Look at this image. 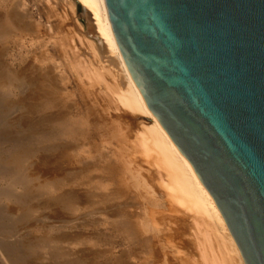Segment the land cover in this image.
<instances>
[{
    "label": "bare ground",
    "instance_id": "obj_1",
    "mask_svg": "<svg viewBox=\"0 0 264 264\" xmlns=\"http://www.w3.org/2000/svg\"><path fill=\"white\" fill-rule=\"evenodd\" d=\"M6 1L7 0H0V4L5 5ZM66 1H68L72 7L77 4L78 7L83 8L92 16L95 22V40L98 41V46H95L94 41H88V46L92 51L94 59L97 63H101V58L105 57L107 58L106 60L116 63L118 67L116 71H118L125 81L124 88L120 86V83L117 84V87H111L108 83H105L106 90L109 91L111 97L114 101L121 103L123 107H127L131 112L146 116L152 121L151 124L145 126V131H139L138 141L134 144L136 146L135 148L137 151L144 154V156L153 159V163L157 167L156 170L160 185L167 191V194L173 199V202L179 208L181 207L184 213L193 214L192 219L195 225L194 235L202 258V263L200 264H246L238 244L214 198L197 176L190 162L183 158L178 152L158 121L147 109L140 96L115 37L104 0ZM22 4L23 3H21V5ZM17 12H14V10L6 11L5 14L0 16V52H3L2 54L0 53V72L6 73L5 77L3 76V78H0L1 90H3L1 84H5L6 86V88L4 87L5 90H3L4 94L0 93V264H132L129 260L125 261L123 258H120V255L114 260L106 259L102 261V257L110 258L109 255L113 254V247L108 251L106 250L107 252L105 253L101 251H87L84 250L85 247L83 250H78L74 245L76 242L69 241L72 234H67L65 231H61L60 234V231H58L60 227L65 226L63 225L64 221L62 225L59 226H54L52 224L47 226L49 228L48 231L52 232V234L53 231H58L55 234L56 237L47 238L45 236L44 238H39V240L32 238L35 230H41L42 225L39 222L48 221V219L47 221L45 219L47 215L43 218L41 216L42 214L37 215L34 211L39 209L52 211V213L61 214L62 217L63 213H74L79 204L82 203L81 201L88 203L89 206L93 208L95 214L103 217L107 216L108 219L105 218L104 222L101 221V223L109 224L112 230H114V227L118 235L119 233L124 234V239L127 241H125L126 244H137L136 242H139L137 240H141L143 244L146 242V244H148L149 242V246L151 242L150 236L152 234L147 237L146 234L148 232H152L154 236L157 235L159 238H161L163 234H161L162 230L157 225L158 218L156 212H152L149 207L141 209L134 215L129 209V207L132 206L128 203L130 200L125 201L123 203L124 205L115 203L120 196L123 197L131 188L141 190V192L139 191L141 195L138 193V197L144 194L142 190H146V193L150 195H148L150 199H146V204L153 203L158 199H156V192L153 187L143 180L136 169L135 171L133 170L134 167L126 156H124L126 159L121 157L122 162L120 161V164H118L112 162V156H107L106 153L104 154L106 156L103 157V162L105 161L107 165H100L101 162L100 164H98V162L94 166V169L98 172L97 175H99H96L98 177L97 179H99H96L95 182L97 189H95V186V190L91 191L88 198L85 200L80 198L75 190L67 188V186L72 185L73 180L62 177L63 174L61 176L56 175L52 171L53 167L50 168L51 165L56 164L62 157L66 158L69 156L68 153L71 150L79 149V152L84 151L83 147L88 145L85 140H89V136L91 139L95 130L100 131L98 129L100 128V124L97 122L92 124L88 122L87 128L89 131L87 132L84 127L87 123H82L83 121L81 122L80 118H77L78 116H72V113L64 112L68 110V108L63 112L58 110L61 113L58 115L52 114V111H47L56 106L55 96L57 93L59 94L61 92V88L55 83L56 79L54 78L53 80L51 75L53 73L57 75L59 66L56 61L54 62L55 64L50 67L42 66L37 68L32 65V67L29 66L30 68H25L24 66L25 73L19 74L14 72L15 67L12 66L14 70L12 71L7 66L11 63H4L3 56L6 47H9L8 40L10 41L11 39L10 43L14 41L19 43L18 41H23L22 38H24L26 34L29 35V27L25 22V14H18ZM19 29L21 31H19ZM99 40L102 43H99ZM22 41L20 43L24 42ZM97 49L102 51L101 53L103 56ZM103 53L107 55L105 54L106 56H104ZM6 55H8V53H6ZM16 59L17 58L12 59V61ZM27 63H25V65ZM14 64L15 66L17 65L16 63ZM19 67L21 68L23 66L19 65ZM91 67V75L93 78H91V76L89 77L90 79H94L97 83L104 82L105 80L103 79V69L107 70V72L109 71L113 79H117V72L113 73V70L111 71L112 68L109 69V66L107 68L105 65L93 64ZM29 69L32 72L31 76H29ZM63 77L65 76L63 75ZM13 87L17 92H14L15 90L12 92ZM59 95H61V93ZM39 100H42L40 104H38L39 102L37 103ZM22 105L26 107L27 111L21 107ZM24 111L30 115L31 118V120L29 118L30 121L27 126V130L31 132L30 136H24L22 140L21 137L20 139L19 137L17 138V135H14L15 137L11 136L12 138H10V131L18 127L15 123L21 119L20 115L24 113ZM20 112L21 114L18 116ZM41 113H43V116ZM20 127L19 129H21ZM102 129L105 130L106 128ZM111 130L108 129V134L110 135ZM115 132L116 135H120L119 137H121V134L117 133L118 131L115 130L114 133ZM21 133H23V131ZM64 139H70L71 142L59 143V140L63 142L62 140ZM96 140L97 139H95V141ZM122 158L125 159L124 162ZM121 163L124 165L122 166ZM107 174L114 176V178L120 177V175L123 174L125 180L119 183V185H116L118 186L116 189L112 190L113 188H109V185L106 184L105 179L107 177L104 179V176ZM39 178L40 180L43 178V180H41L42 182H38ZM110 179H113V177ZM137 196L130 195L128 199H134L133 203L135 205V198L137 199ZM29 199H36L37 203L35 205H29ZM132 208L133 207H131V209ZM56 215L58 216V214ZM141 217L142 220L140 219ZM135 219L138 221H135ZM75 220L76 218L74 221ZM56 221L58 222L59 220ZM67 222L70 224V229L75 227L73 218L68 219ZM68 224H66L67 226L65 227H68ZM97 237L99 238V236ZM163 240L162 242H164ZM107 241L109 243V239ZM158 241H160V239H158ZM64 242H68V246H62ZM162 242L160 244L161 248L158 247L159 242H157V249L159 248V251H157L155 247L150 248L156 251L153 253L152 250L150 256L152 257V255H154L156 262H164L167 264V256L169 254L167 250L169 248ZM100 244H102V242ZM155 244L153 246H155ZM129 247L130 246H128V248ZM136 261L137 260L134 262Z\"/></svg>",
    "mask_w": 264,
    "mask_h": 264
},
{
    "label": "water",
    "instance_id": "obj_2",
    "mask_svg": "<svg viewBox=\"0 0 264 264\" xmlns=\"http://www.w3.org/2000/svg\"><path fill=\"white\" fill-rule=\"evenodd\" d=\"M147 109L264 264V0H104Z\"/></svg>",
    "mask_w": 264,
    "mask_h": 264
},
{
    "label": "rangeland",
    "instance_id": "obj_3",
    "mask_svg": "<svg viewBox=\"0 0 264 264\" xmlns=\"http://www.w3.org/2000/svg\"><path fill=\"white\" fill-rule=\"evenodd\" d=\"M21 3L23 4L21 5ZM0 5H1L0 6V16L5 14L6 11H11V10L12 11L14 10V12L18 11L17 12L18 14H25L26 16L25 22H26V25H28L29 27V35L26 34L25 35L26 38L25 37L22 38L24 42L21 40L24 44L20 43L21 41H18L19 43L15 41L10 43L11 39L10 41L8 40L9 47H6V50L3 56L4 63L6 64L11 63L7 66L12 71L15 70L14 72L19 74L23 72L25 73L24 69L28 68L29 66L32 67L33 65L37 68L42 67V66L50 67L51 65L55 64L54 62L56 61L57 65L59 66L57 75L55 73L51 75H52L53 80L54 78L56 79L55 83L57 84V86L61 88V92H60L61 95H59L60 93L59 94L57 93V95L55 96L56 106L53 107L52 109H49L50 111L49 110L47 111L48 112L52 111L51 112L52 114L58 115V114H61L60 112H63L64 110L68 108V110L64 112L72 113V116H75V117L78 116L77 118H80L81 122L83 121L82 123H87V125L84 126L87 132L89 131L87 128L89 123L92 124V123L97 122L100 124V128H98L100 131L95 130V132H93V135L91 134L92 140L90 139V136H89V140L88 139L85 140L86 144L88 145L85 144L86 145L84 146L85 148L83 147L84 151L79 152L80 151L79 149L71 150L68 153L69 156L67 157L65 156L66 158L62 157V159L58 160L56 164L51 165L50 168L53 167L52 171L56 175L61 176L63 174L62 177L73 180L72 185L67 186V188L71 190H75V192L79 194L80 198H83V200H85L88 198V195L90 194L91 191H94L95 189H97L95 182H96V179L98 178L97 176L99 175H97L98 172L94 169V166L96 165V163L99 162L98 164H100L101 162L100 165H103V164L107 165L105 161L103 162L104 160L103 157L107 155V156H112L111 157L112 162L120 164V161L122 162L121 157L125 158L124 156H126L129 159V162L131 163V165L134 167L133 168L131 166L133 170L135 171L136 169L140 173L143 180H145L149 185L153 187L154 191L156 192L155 194L156 199L157 198L158 199L156 201L153 200L155 203L153 202V203L146 204V199H150L149 197L150 195L146 193V190H142L144 194L138 197L137 196L138 193L141 195L140 193L141 190L140 189L136 190V189L131 188L127 192V194H124L123 197L120 196L119 197L120 199L118 198L119 200L117 199V202L115 203H120L124 205L123 203L125 201L130 200L128 203L131 204L132 206H130L129 209L131 212L134 213V215L136 212L138 213V211H140L141 209L143 208L145 209L149 207L152 212H156V216L158 218L157 225L162 230L161 234H163L161 238L155 235L157 237L156 238L152 232H148L147 234L149 233L150 234L149 235L146 234L147 237L152 234L150 236L151 242L149 246H148L149 242L148 244H146L147 242L143 244V241L141 240H137L139 241V242H136L137 244H129V243L126 244L127 241L124 239L125 238L124 234L119 233L118 235L116 232L117 230H115L114 227H113L114 230H112L109 224L103 223L104 219L107 218V216L103 217L98 214H95L93 212V208H91L88 203L84 201L87 204L86 205L83 201H81L82 203L79 204V206L74 211V213L73 212L72 214L63 213L62 217H61V214L54 213V212L52 213V211L51 212L44 211L42 209L34 211V213H36L37 215L42 214L41 216L43 218H45V216L47 215L45 219L46 221L48 219V221L39 222L43 227L41 226V230H35L33 232L32 238L39 240V238H44L45 236L47 238L56 237L55 236L56 232L60 231V234H61V231H65V233L67 232V234H72V237L69 238V241L76 242L74 243V245L78 250L79 249L83 250L85 247L84 250H87V251L88 250L91 252L101 251L105 253L113 247V254L109 255L110 258L102 257L101 258L102 261L106 259L114 260L119 257L118 255H120V258H123V260L125 261L129 260L132 264H165L164 262L163 263L156 262L155 261L156 258H154V255H152L153 258L150 256L152 254L151 253L152 250H153L152 251L153 253L156 252L154 251L155 249L159 251V248H161L160 244L162 240L164 239L163 240L164 242L162 243L166 244L167 246L166 245L165 246L169 248L167 250V252L169 253L167 256L168 258L167 264H200L202 263L201 253L197 247V241L194 235L195 225L193 224L194 222L192 219L193 214L184 213L182 208L181 207L179 208L173 202V199L170 198V196L167 194V191L164 190V188H162V186L160 185V181L158 180L157 170H156L157 167L154 165L153 159H151V157L148 158L144 156V154H142L140 151H137L135 148L136 146L134 144L136 143V141H138L139 131H145L146 130L145 126L148 124H151L152 121L146 116H142L141 114L131 112V110H129L127 107H123L121 103L114 101L109 91L106 90L105 83H108V85L111 87H117V84L120 83V86L125 87V81L120 76L118 71H116L118 70L116 63L106 60L107 58L105 57L101 58V63H97V61L94 59L92 51L90 50L88 46V41H94L95 46L96 47L98 46V41L95 40L96 39L95 38L96 28H95V22L92 19V16L83 8L78 7L77 4H75L74 7H72V5L66 0H7L5 5H2V4ZM25 12L26 13L29 12V13L26 14ZM10 23L12 24L11 21ZM33 25L35 28L33 27ZM19 31L21 30L19 29ZM99 43H102V42L100 41ZM18 46H19V49H18ZM13 49H17V50H13ZM97 50L102 55L101 53L102 51L100 49H97ZM0 53L2 54L3 52H0ZM6 53H8V55H6ZM103 54L104 56L107 55L106 53H103ZM15 58L17 59L13 61L14 63L17 64L16 66L12 61V59H15ZM27 60H28V63H27ZM24 62L27 64L25 65ZM18 64L20 66L22 65L23 67L20 68ZM93 64L94 65H98V64L105 65L107 66V68L109 66L110 67L109 69L112 68L111 71L113 70L112 71L113 73L117 72V76H116L117 79H113L109 71L107 72V70L105 69L102 70L104 73V78H103L105 79L104 82L97 83L96 81H94V79H90L89 76L93 78L91 75V68H92L91 66ZM12 66L15 67L14 70ZM0 73H1L0 78H3V76L4 77L6 76V73L4 74L2 71ZM31 74L32 72L29 69V76H31ZM63 75L65 77H63ZM1 86H2V89L5 90L6 88L5 84H1ZM3 90H1V87H0L1 94H4ZM14 90L15 88L13 87L12 92ZM14 92H17V90H15ZM41 101L42 100H39L37 101V103L39 102L38 104H40ZM21 107L24 110H26V107H23V105ZM20 114L21 112L18 114V116ZM41 115L43 116V113H41ZM20 117L21 119L15 123L16 126L18 127L10 131L11 133L9 136L10 138L15 137L14 135H17L16 137L17 138L19 137V139L21 137V140H22L24 136L27 137V136H30L31 134V132L27 130V126L29 124V121L31 120L30 115H28L24 111V113H22ZM19 127L21 129H19ZM102 128H106V129L103 130ZM108 129L111 130V135L108 134L109 132ZM115 130L118 131L117 132L118 134H121V137H119L120 135H116V132L114 133ZM22 131L23 133H21ZM95 139L97 140L95 141ZM62 141L63 142L59 140V143L71 142L70 139H64ZM105 153L106 155H104ZM125 159H123V162ZM121 165L123 166L124 164L121 163ZM117 166H120V165H117ZM84 168H87V169H84ZM107 175L104 176V179L106 177L108 178V179L106 178L105 181H106V184L109 185L108 186L109 188H113L112 190L116 189L118 187L116 185H119V183L124 182L125 180V178L123 177V174L120 175L121 178L119 176L117 178L116 177L114 178V176H110V174H107ZM111 177H113V179H110ZM41 180H43V178H41ZM41 180L39 178L38 182H42ZM130 195L137 196V199L135 198V205L133 203L134 199L133 200L128 199ZM36 203H37L36 199H29V205H33V204L35 205ZM131 207L133 208L131 209ZM56 214H58V216ZM70 218H73V223L75 225V227L72 228L73 230L69 228L70 224H68L69 222H67L68 219ZM75 218L76 220L74 221ZM140 219L142 220V217ZM56 220H59V221L57 222ZM136 220L137 219H135V221ZM101 221L103 222L101 223ZM62 223L65 226H67L66 224H68V227L62 226L59 228L60 230L57 229L58 231H53V234L52 232L48 231L49 228L47 226H50L51 224L54 226L56 225L59 226V225H62ZM96 223H97V226H96ZM48 232L51 234H49ZM115 233H116V236H115ZM97 236H99V238L102 241ZM74 238H75V241H74ZM108 239H109V243L107 241ZM158 239H160V241H158ZM95 240H99V241H95ZM101 242L102 244H100ZM157 242H159L158 249H157ZM64 243H62V246L64 247L68 246V242H64ZM154 244L155 246H153ZM128 246L130 247L128 248ZM154 247L155 249H150ZM148 255L150 256L151 259L149 258ZM135 260L137 261L134 262Z\"/></svg>",
    "mask_w": 264,
    "mask_h": 264
}]
</instances>
